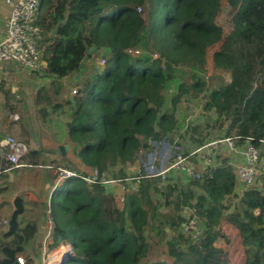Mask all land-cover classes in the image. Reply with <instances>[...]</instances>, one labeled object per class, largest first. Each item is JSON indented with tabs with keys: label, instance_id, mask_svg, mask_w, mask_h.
Instances as JSON below:
<instances>
[{
	"label": "trees",
	"instance_id": "1",
	"mask_svg": "<svg viewBox=\"0 0 264 264\" xmlns=\"http://www.w3.org/2000/svg\"><path fill=\"white\" fill-rule=\"evenodd\" d=\"M223 7L227 30L217 23ZM34 21L41 36L40 75L51 80L50 89L40 86L33 95L36 115L45 124L49 115L68 112L66 139L80 163L72 168L81 175L97 171L91 183L81 176L62 182L53 176L61 188L50 190L44 208L51 220L49 248L64 242L60 246L69 250L56 264H264V195L249 186L232 203L236 184L226 158L197 179L173 169L164 176L113 170L135 163L164 138L185 152L208 141L199 136L185 147L182 134L173 140L181 126L174 108L183 95L205 89V55L214 44L219 47L213 66L228 79L208 88L204 105L225 126V136L258 145L264 138V0H38ZM95 56L103 64L92 65L72 99L61 101L60 80L79 73ZM3 84L7 113L1 134L26 141L23 121H7L15 109ZM41 152L27 150L20 164H43ZM67 162L63 156L54 167ZM5 169L16 168L8 162ZM7 178L0 170V184ZM192 205L202 226L196 241L179 231L182 212ZM31 210L16 194L11 213L0 216V264H19V255L23 264H33L29 247L41 225ZM147 227L170 231L164 258L150 255Z\"/></svg>",
	"mask_w": 264,
	"mask_h": 264
},
{
	"label": "built area",
	"instance_id": "2",
	"mask_svg": "<svg viewBox=\"0 0 264 264\" xmlns=\"http://www.w3.org/2000/svg\"><path fill=\"white\" fill-rule=\"evenodd\" d=\"M4 2L10 10L5 20L3 35L0 38V84L5 83L8 79L6 71L8 64H15L27 71H35L40 68L41 64L40 28L34 21L38 0H4ZM74 92L75 89H72V93ZM14 117L17 116L14 115ZM0 148L6 149L5 159L12 168L21 165L19 159L28 150L12 137L3 138L0 141ZM221 157L226 158L231 167L236 188L242 190L249 186H256L264 195V138L259 141L258 145H255L250 138L239 141L238 136L216 137L189 152L175 146L173 155L160 174H165L169 169L181 170L191 178L197 179L202 171L213 169L217 159ZM55 169L58 182L81 176L87 183H91L97 177L95 169H92L88 175H81L74 168L66 165H58ZM81 170H83L82 164ZM107 183L119 185L114 180H108ZM120 188L123 189L124 187L121 185ZM130 188L135 189V186L131 185ZM183 219L179 231L192 241H196L202 231L198 209L194 205L184 208ZM46 222L47 225H45L40 238L39 251L41 256L38 264H53L60 259H54L53 252L62 243L56 248H49L51 220L47 213ZM16 259L19 264L25 262L21 255L17 256Z\"/></svg>",
	"mask_w": 264,
	"mask_h": 264
},
{
	"label": "rangeland",
	"instance_id": "3",
	"mask_svg": "<svg viewBox=\"0 0 264 264\" xmlns=\"http://www.w3.org/2000/svg\"><path fill=\"white\" fill-rule=\"evenodd\" d=\"M217 23L220 24L225 30L230 27L229 15L225 9L222 8L218 18ZM219 44H214L209 47L206 51L205 55V66H204V75L206 77V87L202 91H192L191 95L185 96L183 95L180 101H178L174 108V114L180 126L179 129H175V135H173V140H179L176 134H182L183 138H181L183 142V146H192L194 142L192 139H197L199 136L203 137V139L211 141L216 137L225 136V126L219 127L218 124L220 122L217 115L211 110L207 109L204 105L205 94L210 86H214L219 84L220 82H224L228 79V73L225 71H221L216 69L213 66L212 62V53L218 49ZM133 52H139L140 48L137 47L132 50ZM154 56V54H152ZM156 56V55H155ZM154 56V57H155ZM97 57L95 56L92 59V65L94 69V65L101 66L103 64V60L100 59L97 61ZM8 75V83H9V96L7 97L8 103L14 106L16 113H18L19 117L22 118L23 123H27L31 128L34 129L33 134L37 135L39 138L43 135L42 130L40 128L41 122L36 115V109L32 106V99L34 92L40 87L44 86L50 89L51 82L49 80L43 79V77L38 75L35 71H27L23 67H17L16 70ZM6 82V83H7ZM4 85V84H3ZM5 86V85H4ZM8 88V87H7ZM2 95L0 94V121L3 118L2 112L6 111V104L2 100ZM68 112L56 115H49L45 121V125L52 130H57L56 132L60 137H66L64 122L68 119ZM39 120V121H38ZM207 141V142H208ZM173 144V141L170 138H164L160 141H155L152 143V147L149 150L141 153V156L137 161L133 164H118L113 167V170H117L118 168H123L124 172L127 175H133L137 173L140 169L144 170L147 174H160L165 169L167 161L173 155V149L176 145ZM166 173V172H165ZM176 176L178 175L177 171H175ZM162 175V174H161ZM163 174L162 176H164ZM181 179H184L181 176ZM181 181V180H180ZM182 182V181H181ZM134 185V184H132ZM20 185H15L13 188H9L8 190L2 193V199H9L12 203V198L15 193H17ZM135 186V185H134ZM61 184L58 183L55 187V192L60 190ZM114 189V193L118 192V189ZM121 189V188H120ZM241 189L236 188L235 195L230 197V201L236 202L237 196H239ZM117 201L120 202L121 194H117ZM120 204V203H119ZM12 208V207H11ZM41 209V208H40ZM40 209H32L33 213L37 215L38 210ZM42 211H40L41 213ZM4 215V214H1ZM183 215V212H182ZM47 224V222H46ZM180 229V227H179ZM147 239L150 245V255L157 256L159 258L165 257V240L170 235V231L165 228L160 233L155 230H150L149 227L146 229ZM64 243V242H62ZM57 246L53 247L56 248ZM234 248L230 251L232 252ZM56 250V249H55ZM239 252V251H237ZM237 252L234 253V258H238ZM41 253L39 254V258ZM37 257L35 260H39ZM33 261V263L35 262ZM38 260L34 264H38ZM236 260V259H235ZM238 260V259H237Z\"/></svg>",
	"mask_w": 264,
	"mask_h": 264
},
{
	"label": "crops",
	"instance_id": "4",
	"mask_svg": "<svg viewBox=\"0 0 264 264\" xmlns=\"http://www.w3.org/2000/svg\"><path fill=\"white\" fill-rule=\"evenodd\" d=\"M9 10H10L9 7L5 4L4 0H0V38L3 35L4 24L9 14ZM17 67L18 66H16L15 64H8L6 71L7 73L12 74ZM82 67L83 68L79 73L72 75L71 77L62 78L60 80L59 99L61 101H63L66 97H71L72 89H75L76 83L80 81L83 78V76L90 71V68L92 67V63L91 62L85 63ZM38 70L39 69L35 70V72L38 73ZM46 78L47 77H44L43 79ZM47 80L51 82L50 79L47 78ZM6 82L4 83L5 85L4 87L9 88V83ZM1 98L4 101L3 96ZM32 106L35 109V106L33 104ZM6 113L2 112V116L3 117L6 116ZM14 115H16L17 117H14ZM8 119L9 120L7 121H17L19 119L22 120V118L19 117L18 113L16 112H10L8 114ZM1 122L2 120L0 121V125L2 124ZM24 124L27 132V140L19 143H22L26 148H28V150L29 149L35 150L37 148L42 149L41 157L44 162L41 165L21 164L20 166L16 167L15 171H11L12 173L11 176H9L6 173L8 176L7 183L0 184V189L3 188L4 189L3 192H4L9 188H13L15 185H20L19 189L17 190L18 192L15 193L14 195L21 194L28 201V207H30L31 209L36 210L37 205L39 206V209L41 208L40 210H38L39 212H37V215L33 213L34 211H30L31 212L30 214H32L34 219L36 220L37 225H41L39 234L36 236L34 242H32L29 247L32 258L33 260H35L37 257H39L37 242L41 238L44 225H47L45 218L46 213H44V208L46 206V202L48 200L50 190L55 188L58 183L56 179H53V176H56V169L54 167L55 162L59 161L61 157L67 156L69 158V162H67V164L60 163L59 165H66L75 168L80 163H77L78 162L77 158L72 154L73 143L68 141L65 137H60L56 132L57 130H52L51 128L46 127V125L41 122L40 128L42 130L41 134L43 136L39 138L37 135H35V133L33 134L34 129L30 127L28 122ZM5 137H9V136L1 134V129H0V141ZM60 145H67V149L64 150V154H62L59 150ZM5 150H6L5 148H0L1 161L2 158H5ZM6 163H8L7 159H6ZM3 192L0 193L1 217L8 216L11 213V209H12L11 208L12 203L10 202V200L2 199L1 196ZM40 211L42 212L40 213ZM37 260H35V262Z\"/></svg>",
	"mask_w": 264,
	"mask_h": 264
},
{
	"label": "water",
	"instance_id": "5",
	"mask_svg": "<svg viewBox=\"0 0 264 264\" xmlns=\"http://www.w3.org/2000/svg\"><path fill=\"white\" fill-rule=\"evenodd\" d=\"M90 52H91V49L87 52V56L90 55ZM43 65H44V64H43ZM38 73L41 74V69H40V68H39V70H38ZM69 99L71 100L72 98L69 97ZM65 149H67V145H60V146H59V150H60V152H61L62 154H64V150H65ZM5 163H6V159H5V158H2L1 165H0V169H1V170H5L6 173H7L9 176H11V175H12L11 171L5 169ZM65 259H66V255L60 257V259L57 260V261H55V262H53V264H56V263H58L59 261H63V260H65Z\"/></svg>",
	"mask_w": 264,
	"mask_h": 264
},
{
	"label": "bare ground",
	"instance_id": "6",
	"mask_svg": "<svg viewBox=\"0 0 264 264\" xmlns=\"http://www.w3.org/2000/svg\"><path fill=\"white\" fill-rule=\"evenodd\" d=\"M60 249H56L53 252V258L59 259L60 257L64 256L69 252L68 248L66 246H59Z\"/></svg>",
	"mask_w": 264,
	"mask_h": 264
}]
</instances>
